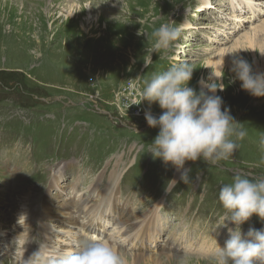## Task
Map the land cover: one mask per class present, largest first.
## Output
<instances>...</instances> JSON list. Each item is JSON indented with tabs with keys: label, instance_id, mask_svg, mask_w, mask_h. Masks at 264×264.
Instances as JSON below:
<instances>
[{
	"label": "rangeland",
	"instance_id": "rangeland-1",
	"mask_svg": "<svg viewBox=\"0 0 264 264\" xmlns=\"http://www.w3.org/2000/svg\"><path fill=\"white\" fill-rule=\"evenodd\" d=\"M263 23L264 0H0V264H25L38 250L53 252L51 245L60 253L64 246V253L77 250L80 245L60 233L82 232L71 209L80 195L100 205L103 197L92 185L106 190L114 181L113 210L128 226L152 215L147 225L157 237L138 242L145 249L140 254L111 214L103 240L125 254L127 264H177L181 255L188 264H214L218 244L223 247L228 228L236 227L226 221L231 214L218 199L221 186L238 171L264 175V96L242 89L231 70L234 57L254 72L255 60L263 64L261 48L252 50L242 39L256 30L264 44V31L257 30ZM162 24L180 28V37L153 51L145 66ZM237 43L244 50L238 52ZM182 62L195 68L189 86L197 92L203 67L206 81L212 71L223 75L222 107L247 131L227 160L187 161L189 183L148 151L160 129L149 126L145 112L158 117L163 110L141 95L144 80ZM117 171L122 175L115 179ZM169 179L177 183L166 191ZM23 208L27 228L19 218ZM240 227L245 234L264 229V220L253 214Z\"/></svg>",
	"mask_w": 264,
	"mask_h": 264
},
{
	"label": "clouds",
	"instance_id": "clouds-1",
	"mask_svg": "<svg viewBox=\"0 0 264 264\" xmlns=\"http://www.w3.org/2000/svg\"><path fill=\"white\" fill-rule=\"evenodd\" d=\"M180 34L181 29L170 24L156 29L155 43L143 59L145 66L151 64L153 51L168 48ZM194 69L186 62L173 64L144 80L141 92L142 101L158 103L163 110L158 117L150 110L145 112L149 126L160 129L148 151L165 164L171 163L185 183L190 182V169L185 168L187 161L202 159L207 164H217L227 160L239 147L238 141L247 135L230 108L222 107L223 98L216 94L224 90L223 75L212 71L207 81L200 80L201 88L197 92L189 86ZM231 70L242 81V89L253 96H264V72H254L242 57L233 58ZM260 145L264 148V137ZM176 183L175 179H169L165 190L171 191ZM218 199L231 214L226 221L236 227L228 228L229 236L223 247L218 244L214 264H264V229L249 228L245 234L240 227L253 214L264 220V175L236 172L230 183L221 186ZM25 264H127V261L109 242L92 238L72 252L38 250ZM177 264H188V257L181 255Z\"/></svg>",
	"mask_w": 264,
	"mask_h": 264
},
{
	"label": "bare ground",
	"instance_id": "bare-ground-1",
	"mask_svg": "<svg viewBox=\"0 0 264 264\" xmlns=\"http://www.w3.org/2000/svg\"><path fill=\"white\" fill-rule=\"evenodd\" d=\"M248 4H250L249 3V1H248ZM204 10V9H203ZM202 10V11H203ZM202 11H200V12H202ZM67 18H66V20L67 21H69V23H72L73 22V20L75 19V14H73V12H70V13H68L67 14V16H66ZM64 18H65V16H64ZM87 19L86 20H89L88 18H89V16H87L86 17ZM97 18H98V20H100L99 18V16L97 15ZM92 20V19H91ZM91 20H89V22L91 21ZM261 24V23H260ZM259 24V25H260ZM71 25V24H70ZM83 27L85 28V26L83 25ZM255 28H256V26H255ZM254 30V29H253ZM257 30H258V32H263L264 31V23H263V25H261V26H258L257 27ZM73 32V31H72ZM247 33V32H246ZM256 37V38H255ZM260 39L259 37H258V35H257V32H256V30L253 32V33H248V34H246V35H244L243 37H242V39L244 40V39H246V43L248 44V46H250L251 48H252V50L253 49H255V47L258 45L259 46V48H261V51L260 52H262V53H264V44L262 43V44H259L258 42H257V40L258 39ZM237 42H239V41H237ZM257 42V43H256ZM245 45V44H244ZM236 47H237V50H238V52H241L242 50H244V48H241V46L240 45H238V43H237V45H236ZM248 48V47H247ZM252 52V51H251ZM225 54V51L224 52H220L218 55H224ZM255 56V55H254ZM261 57V56H260ZM256 59V58H255ZM222 67V65H219V64H217L216 65V70L217 71H220V68ZM255 67H256V72H263L264 71V62H263V64H261L260 62H258V60H255ZM205 70H207V68H205V67H203V74H202V78L204 79V76H205V74L207 73ZM200 76V75H199ZM207 77V76H206ZM199 78V77H198ZM201 78V79H202ZM200 79V80H201ZM200 82V81H199ZM242 83H240V85H241ZM232 86H234V87H236L237 85H233L232 84ZM224 87V90H226V88H225V86H223ZM224 90L223 91H217V95H219V96H222V94H223V92H224ZM200 91V90H199ZM119 170V169H118ZM115 179H118V178H120L121 177V175H122V173H120V172H116L115 174ZM51 178H53V177H51ZM112 180V179H111ZM101 181V180H100ZM95 183V182H94ZM109 184V183H108ZM78 186V185H77ZM71 188H73V187H71ZM92 190L91 191H97L98 190V193H99V196H100V198L101 197H103V199H102V202H100V205H98L97 206V202H99V200L98 199H89V198H86V197H84V196H82V195H80L79 196V198H78V202L76 203V207H75V209H71V212H73V211H76L78 214H79V218H78V220H77V223H78V226H77V228H80L81 230H82V232H84L85 231V234L84 235H86L87 237H90V238H95V230L94 229H97L98 227H105V225H106V223L108 222V218L110 217V215L111 214H115V215H117V217H118V222H116L117 224L118 223H121V224H123V226H121L122 227V230L124 231V236H126L127 238H129V240H132V241H134V243H136V245H137V247H138V251H140L139 253L140 254H144V252H145V249H142L141 248V245H139L138 246V242H143L144 241V239H147V240H149L152 236L153 237H155V238H157L156 237V235H154V233H156L155 232V230H153V228H152V230H151V227H149L147 224L149 223H151V222H153V218H151V216L152 215H150V216H148V218H146L145 216L141 219V221H136L135 220V222H133L134 224L133 225H131V226H128L127 225V223L124 221V216L123 217H121L115 210H113V206H115L116 205V203H117V197H115V196H117V191H118V188H117V182L116 181H114V185L111 187V188H107L106 190H101V188L99 187V183L97 182L96 184H94V185H92ZM89 189V188H88ZM80 192L79 193H82L81 192V190H79ZM88 191H90V190H88ZM93 192V193H94ZM72 193H73V189H72ZM74 194V193H73ZM46 197H47V195H46ZM46 197H45V199H46ZM92 200L93 201H95V203H93L92 205H91V202H92ZM97 201V202H96ZM44 203H45V201H44ZM127 203V202H126ZM121 204H125V203H121ZM112 205V206H111ZM120 208V203L118 204V211L120 210L119 209ZM127 209H128V207H127ZM124 210V207H122V211ZM27 210L26 209H22L20 212H19V214H20V216H19V218L20 219H22L21 220V223L27 228L28 227V225H29V222H28V220H30L29 218H27L28 216H26V214L29 212H26ZM18 214V215H19ZM41 214H44V207H43V209H42V211H41ZM125 213H123V215H124ZM155 216H156V214H154ZM43 217V216H42ZM156 218V217H155ZM45 219H47V218H45ZM96 219V220H95ZM48 220V219H47ZM41 222H40V225L42 226L43 224H44V222L42 223V220H40ZM30 222H31V220H30ZM46 224V223H45ZM46 226V225H45ZM151 226V225H150ZM43 229V228H42ZM57 231H59L58 229H56ZM80 230V231H81ZM44 231H45V229H44ZM66 233V234H69V239H68V242L69 243H71V244H73V245H81V244H83L86 240H88L86 237H82L81 236V233L82 232H78V231H76V233H73V232H71V233H69V232H65V231H63V230H60V233ZM178 237V236H177ZM179 237H181V236H179ZM55 239V235H53V238L50 240V241H53ZM96 239H101V238H96ZM103 239V238H102ZM106 239H107V237H106ZM108 240V239H107ZM23 244V243H22ZM205 244V246H206V241L204 240L203 242H202V245H204ZM47 245H49L48 243L47 244H45L44 246H43V249H47ZM135 245V244H134ZM169 245H171V244H169ZM56 245H51L50 247L52 248L51 249V251H53L52 253H60V252H57V251H55L54 249L55 248H57V246L55 247ZM114 246V245H113ZM145 246H147V245H145ZM175 247H178L179 246V244H176V245H174ZM78 247V246H77ZM170 247L171 246H168V248L170 249ZM174 247V248H175ZM207 247V246H206ZM206 247H203V248H206ZM115 248V247H114ZM67 249V247L66 246H64V248H63V250L65 251ZM175 249H178V248H175ZM118 252H119V250L118 249H116ZM64 251H62L61 253H64ZM170 251H173V250H170ZM206 251V250H205ZM43 252H44V250H43ZM139 253H136L135 255H134V259L133 260H135L136 258H139L138 256H137V254H139ZM120 255L123 257V258H125L126 260H128V258L127 257H125L124 255L125 254H123L122 252H120ZM167 257H171L170 255H167ZM139 259H136L135 260V262H137ZM151 260H153V258H151Z\"/></svg>",
	"mask_w": 264,
	"mask_h": 264
}]
</instances>
